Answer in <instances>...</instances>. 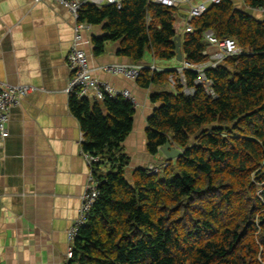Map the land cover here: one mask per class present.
Wrapping results in <instances>:
<instances>
[{
    "label": "trees",
    "instance_id": "1",
    "mask_svg": "<svg viewBox=\"0 0 264 264\" xmlns=\"http://www.w3.org/2000/svg\"><path fill=\"white\" fill-rule=\"evenodd\" d=\"M264 8V0H242ZM175 9L148 0H121L120 7L85 3L79 20L102 25L92 38L94 55L106 42L118 56L150 65L176 56ZM254 17L231 0L209 5L183 34L181 53L204 60L203 33L233 39L242 50L207 69V92L196 74L183 70L185 86L170 88L174 69H143L138 87L157 104L144 131L146 152L155 156L169 142L180 155L164 159L156 176L145 168L125 175L121 144L132 129L135 108L126 100L100 102L70 97L83 132L81 149L97 156L92 172L98 195L72 245L70 264H264V15ZM177 65H180L178 63ZM155 66V65H154ZM156 67V66H155ZM160 68V67H159ZM168 88V89H167ZM102 167L106 172H102Z\"/></svg>",
    "mask_w": 264,
    "mask_h": 264
},
{
    "label": "crops",
    "instance_id": "2",
    "mask_svg": "<svg viewBox=\"0 0 264 264\" xmlns=\"http://www.w3.org/2000/svg\"><path fill=\"white\" fill-rule=\"evenodd\" d=\"M231 1L245 7L242 0ZM174 18L181 37L182 25ZM74 25L70 11L52 1L0 0V81L33 89L9 110L8 135L0 138V264H66V232L74 224L89 173L83 132L66 93ZM89 26L77 47L85 52L92 76L129 91L137 103L131 132L121 144L129 178L135 169L165 159L161 152L149 155L145 147L147 118L157 107L150 101L155 88L103 73L104 64H134L118 56L116 42H106L103 52L94 55L92 38L104 31L102 25ZM147 62L156 61L148 55Z\"/></svg>",
    "mask_w": 264,
    "mask_h": 264
},
{
    "label": "built area",
    "instance_id": "3",
    "mask_svg": "<svg viewBox=\"0 0 264 264\" xmlns=\"http://www.w3.org/2000/svg\"><path fill=\"white\" fill-rule=\"evenodd\" d=\"M40 2L42 0H34ZM70 11L75 19L74 25V45L66 55V63L71 72L68 80L66 93L80 99H87L93 102H100L105 97H120L128 101L136 108V100L131 96L130 92L124 89H117L107 82L99 81L92 76V72L88 66V59L85 52L77 47L82 39V33L89 29V25L79 20V8L85 3L98 6L100 2L116 5L120 7L121 0H49ZM151 4H157L168 8L175 9L174 17H176L182 25V34L192 32L191 21L202 15L209 5L220 3L221 0H148ZM185 5V8L183 7ZM247 8V7H245ZM252 13L264 15V8H247ZM176 20V19H175ZM206 48L201 52L204 60L200 63H190L184 59L180 63V67L176 70V77L170 75L168 84L170 88L177 85L181 87L182 93L189 95L193 93L192 88L185 86V78L183 70H190L196 74L194 80L195 85H201L207 92H210V80L205 76V71L214 68L225 59L237 56L242 50L237 46L233 39H218L212 31L207 30L203 33ZM143 69L157 70L153 64L151 65H124V64H104L100 67L103 73L111 76L122 77L127 80H136L138 74ZM32 88L24 85H10L0 81V138L3 139L8 135L7 123L9 110L20 104L21 100L32 92ZM83 157L89 167V173L85 178L83 192L80 198V206L74 221V224L66 232L68 242L65 254L66 264H70L72 257V245L74 238L79 232L82 225L85 224L89 212L97 198L99 180L92 172L93 164L98 161L97 156L83 152ZM166 162L150 163L144 168L149 174L160 175L166 167Z\"/></svg>",
    "mask_w": 264,
    "mask_h": 264
},
{
    "label": "water",
    "instance_id": "4",
    "mask_svg": "<svg viewBox=\"0 0 264 264\" xmlns=\"http://www.w3.org/2000/svg\"><path fill=\"white\" fill-rule=\"evenodd\" d=\"M185 8V5L183 6ZM246 13L251 14L250 11L243 7L242 8ZM258 18H260V15H257ZM174 45H175V59L178 63H181L183 60V56L181 53V38L179 36L174 37ZM159 151L163 154L165 159L167 160H174L176 157L180 155L179 150L175 149L168 141L165 142L160 148Z\"/></svg>",
    "mask_w": 264,
    "mask_h": 264
},
{
    "label": "rangeland",
    "instance_id": "5",
    "mask_svg": "<svg viewBox=\"0 0 264 264\" xmlns=\"http://www.w3.org/2000/svg\"><path fill=\"white\" fill-rule=\"evenodd\" d=\"M236 7H239V8H241L240 6H236ZM251 15H253L254 17H257V14H253V13H251ZM156 63V64H155ZM155 63H153L156 67H160V68H162V67H167V68H172L174 65H177L178 64V62H177V60L174 58L173 60H171V61H169V62H155ZM174 77H176V75L174 76Z\"/></svg>",
    "mask_w": 264,
    "mask_h": 264
}]
</instances>
